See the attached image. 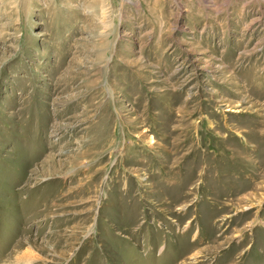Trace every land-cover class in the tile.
I'll list each match as a JSON object with an SVG mask.
<instances>
[{
  "label": "rangeland",
  "instance_id": "obj_1",
  "mask_svg": "<svg viewBox=\"0 0 264 264\" xmlns=\"http://www.w3.org/2000/svg\"><path fill=\"white\" fill-rule=\"evenodd\" d=\"M17 263L264 264V0H0Z\"/></svg>",
  "mask_w": 264,
  "mask_h": 264
},
{
  "label": "bare ground",
  "instance_id": "obj_2",
  "mask_svg": "<svg viewBox=\"0 0 264 264\" xmlns=\"http://www.w3.org/2000/svg\"><path fill=\"white\" fill-rule=\"evenodd\" d=\"M20 263V262H19ZM18 264V263H17Z\"/></svg>",
  "mask_w": 264,
  "mask_h": 264
}]
</instances>
